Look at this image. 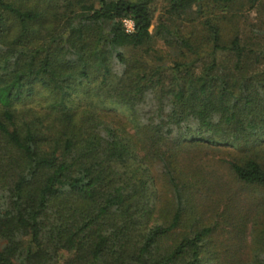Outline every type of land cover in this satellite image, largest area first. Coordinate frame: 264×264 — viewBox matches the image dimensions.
Masks as SVG:
<instances>
[{"label":"trees","instance_id":"1","mask_svg":"<svg viewBox=\"0 0 264 264\" xmlns=\"http://www.w3.org/2000/svg\"><path fill=\"white\" fill-rule=\"evenodd\" d=\"M153 1L0 0V264H264V0Z\"/></svg>","mask_w":264,"mask_h":264},{"label":"rangeland","instance_id":"2","mask_svg":"<svg viewBox=\"0 0 264 264\" xmlns=\"http://www.w3.org/2000/svg\"><path fill=\"white\" fill-rule=\"evenodd\" d=\"M13 1H21V0H13ZM153 7H154V19L152 22V25L150 27L151 31H154V27H156L159 23H162L165 21L166 24L170 25L171 27H183V30H187L189 29V27H202L201 26V21H203L205 19V16L203 15L202 17L200 15L196 16L194 15H190L189 17H191L190 19H185L181 22H177V21H170L167 20V17L165 15V9L167 7V0H154L153 1ZM215 12V11H214ZM217 13V12H215ZM214 15V14H213ZM262 16L260 15V11H256V10H251L249 13V20L253 21L257 24V27H263V25L261 26V22L264 21L262 20ZM219 26L222 28V38L224 39H229L231 37V29L229 27V25L225 22H219ZM156 43V47L159 48L162 46V42L158 39H156L155 41ZM209 160L212 161V159L209 158ZM217 161V160H216ZM215 160L212 161V166L215 164L216 162ZM216 171H218L219 173H222L225 175V178L228 179V181H233L232 176L227 174L228 171H224L225 168L220 167V163H217V165L214 166ZM233 186H235L234 183H232ZM235 188V187H234ZM238 189H236L237 191ZM257 189H251V188H244L243 190L241 189L240 191V195H241V199L243 200L244 203H249L251 196L255 195ZM236 224V221L233 218H230V221H227L226 223H223L222 226H220L218 228V234H216L217 239H230V240H236L234 238H236L235 233L232 231V229H234ZM247 228V227H246ZM249 230V229H248ZM248 232L243 233L242 236V242H241V246H242V253L244 255H247V253L250 252V248L252 247V243H251V239L250 236L247 234ZM219 235V237H218ZM232 235V236H230ZM243 257V255H242Z\"/></svg>","mask_w":264,"mask_h":264},{"label":"built area","instance_id":"3","mask_svg":"<svg viewBox=\"0 0 264 264\" xmlns=\"http://www.w3.org/2000/svg\"><path fill=\"white\" fill-rule=\"evenodd\" d=\"M123 26L126 30V32H131L133 30L134 24L133 21L130 19H124L122 20Z\"/></svg>","mask_w":264,"mask_h":264}]
</instances>
